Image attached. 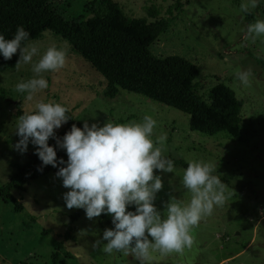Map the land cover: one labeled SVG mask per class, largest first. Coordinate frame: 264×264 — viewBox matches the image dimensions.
I'll use <instances>...</instances> for the list:
<instances>
[{"label": "rangeland", "instance_id": "obj_1", "mask_svg": "<svg viewBox=\"0 0 264 264\" xmlns=\"http://www.w3.org/2000/svg\"><path fill=\"white\" fill-rule=\"evenodd\" d=\"M95 0H54L57 12L69 21L80 20L81 10ZM130 18L166 15L174 0H115ZM183 10L176 13L169 27L150 45L156 56L178 54L198 67L196 91L209 101L210 87L221 82L231 88L242 101L241 139L222 131L207 135L190 128V116L176 108L143 95L118 89L113 97L104 95L106 79L71 43L49 29L35 42L41 55L50 46L68 49L66 66L58 72H46L49 88L34 95L15 91V85L32 78L31 65L19 71L15 65L0 71V189L30 158L37 146L31 142L24 153L14 149L19 140L16 119L20 110L32 111L38 102H58L66 106L78 121L102 126L114 123L139 122L144 115L157 121L153 139L166 135L163 155L188 163L190 160L214 162L229 195L223 207L203 219L193 229L195 244L181 254L161 255L154 252L152 264H264V38L255 42L245 39L246 26L257 19L264 20V0L249 21L239 6L244 0H182ZM158 10L149 16L147 10ZM255 10V9H254ZM253 10V11H254ZM88 12L82 18L90 16ZM15 56L19 57V50ZM39 57H34V61ZM251 68L252 84L244 87L235 77L240 70ZM56 129V135L64 129ZM51 137L49 141H51ZM48 141V142H49ZM159 146V145H158ZM64 150V149H63ZM185 167L176 165L174 173L156 170L163 180V189L154 201L162 218L170 195L187 203L190 192L182 185ZM53 171L30 180L24 191L11 188L12 199L0 198V264H51V254L58 243L63 246L57 264H138L122 252L105 254L93 249L103 231L113 228L89 220L83 213L72 224L66 237L69 210L63 194L62 179ZM15 202L21 210L14 209ZM81 230L86 235L80 236ZM65 252L69 253L66 255Z\"/></svg>", "mask_w": 264, "mask_h": 264}, {"label": "clouds", "instance_id": "obj_2", "mask_svg": "<svg viewBox=\"0 0 264 264\" xmlns=\"http://www.w3.org/2000/svg\"><path fill=\"white\" fill-rule=\"evenodd\" d=\"M259 6V0H244L239 6L241 13L250 14ZM29 32L18 26L11 39L0 34V54L9 60L19 50L15 68L19 71L31 65L32 78L15 85L17 93H27L31 101L35 94L49 88L46 72H58L67 63L68 49L50 46L43 54L39 46L29 39ZM245 39L255 42L264 38V20L249 23ZM34 57H39L34 61ZM244 87L252 84L253 72L249 68L235 73ZM69 109L58 102H38L34 110L24 111L16 119V134L19 140L13 146L21 153L27 151L31 142L42 161V166H60L56 176L62 178L63 187L70 189L63 194L66 207L84 209L89 220L102 213L110 215L114 228L103 231L101 240L92 243L93 249L105 254L122 252L132 256L138 264H152L153 253L167 256L183 254L195 244L193 229L223 207L231 193L222 181L214 162L190 160L183 171L182 185L190 192L187 203L170 195L165 202L166 215L162 218L154 201L163 189V180L156 170L174 173L172 159L163 155L166 135L153 139L157 121L144 115L139 122L114 123L107 121L83 128L72 124L63 138L56 136V129L66 123ZM55 138L57 146L66 150L67 161L57 159V152L50 146L49 138ZM159 145V146H158ZM38 168L39 171L43 167ZM135 206V211L128 210ZM81 230L80 236L86 235Z\"/></svg>", "mask_w": 264, "mask_h": 264}, {"label": "trees", "instance_id": "obj_3", "mask_svg": "<svg viewBox=\"0 0 264 264\" xmlns=\"http://www.w3.org/2000/svg\"><path fill=\"white\" fill-rule=\"evenodd\" d=\"M182 0H174L167 8L166 15L148 20L147 17H128L115 0H95L81 10L80 20L69 21L61 16L54 0H0V34L6 39L13 38L18 26L29 32V39L38 37L44 30L61 35L73 49L89 60L91 65L106 79L104 95L113 97L118 89L146 96L162 104L176 108L190 116V128L207 135L225 131L235 139H241L242 101L224 83H217L208 91L209 101H205L196 91L195 78L198 67L178 54L156 56L150 51L151 43L172 23L176 13L183 10ZM258 6L246 18L251 21ZM264 12V7H261ZM92 14L82 18L85 13ZM149 16H157L158 10L149 8ZM18 56L5 60L0 54V71L13 67ZM19 116L22 112L19 110ZM70 119L56 136L63 138L72 124L83 125L68 111ZM57 152V159L68 157L66 150L57 146L55 138L48 142ZM34 149L29 160L0 189V198L8 201L11 188L24 191L26 184L49 171L57 172L60 166H42V161ZM169 158V157H167ZM172 159V158H170ZM174 166L187 167L182 160L172 159ZM43 167L42 171L38 168ZM62 179V178H61ZM14 209L21 210L15 202ZM128 210L135 211V206ZM85 213L77 209L69 216L66 237L78 218ZM103 224L114 228L112 218L106 213L98 217ZM63 246L58 243L51 254V264H57ZM66 255L69 253L65 252Z\"/></svg>", "mask_w": 264, "mask_h": 264}, {"label": "water", "instance_id": "obj_4", "mask_svg": "<svg viewBox=\"0 0 264 264\" xmlns=\"http://www.w3.org/2000/svg\"><path fill=\"white\" fill-rule=\"evenodd\" d=\"M31 154V153H30Z\"/></svg>", "mask_w": 264, "mask_h": 264}]
</instances>
